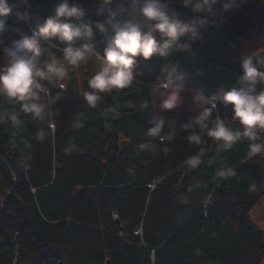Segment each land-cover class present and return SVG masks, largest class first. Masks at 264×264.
I'll return each instance as SVG.
<instances>
[{
	"label": "trees",
	"instance_id": "obj_1",
	"mask_svg": "<svg viewBox=\"0 0 264 264\" xmlns=\"http://www.w3.org/2000/svg\"><path fill=\"white\" fill-rule=\"evenodd\" d=\"M59 2L9 0L0 64L4 49L31 36ZM160 2L172 17L198 16L183 0ZM225 2L218 0V15L202 39L189 42V50L137 57L133 83L99 93L94 108L83 93L90 91L87 81L95 70H85L81 91L72 80L41 81L47 91L37 102L47 110L40 118L0 96V264H243L262 251V237L250 218L264 196L262 151L251 154L253 142L247 138L225 149L203 132L201 143H189L190 132L183 129L199 115L194 96L202 92L215 97L212 119L219 116L233 131L242 130L231 106L219 99V89L238 86L244 59L264 56V51L244 54L241 41L255 29L264 33V4L236 0L237 6L225 12ZM117 3L130 7L132 0L74 4L84 9L76 22L90 25L93 35L71 46L88 45L102 55L111 30L102 33L97 24L105 23ZM39 41V65L51 56L63 59L67 43ZM165 65L176 67L174 82L182 86L172 110L155 106L165 91L153 85ZM156 116L166 121L161 135L172 138L147 135ZM256 131L254 143L264 145V129Z\"/></svg>",
	"mask_w": 264,
	"mask_h": 264
},
{
	"label": "clouds",
	"instance_id": "obj_2",
	"mask_svg": "<svg viewBox=\"0 0 264 264\" xmlns=\"http://www.w3.org/2000/svg\"><path fill=\"white\" fill-rule=\"evenodd\" d=\"M28 0H24L27 3ZM105 4L113 0H104ZM218 0H183L185 8H190L198 16L191 20H181L169 15L168 5L160 0H132L131 6L117 3L115 10L109 8L105 23H98L97 27L102 33L111 30L110 39L103 49L102 55L95 53L91 46L73 48L71 43L82 37H91L93 31L90 25L77 23L84 16V9L69 0H60L53 10V14L44 19L31 36L24 35L13 40L12 46L5 48V62L0 64V96L14 99L20 103L25 113H31L40 118L44 112V105L38 103L40 92L47 91L41 81L51 82L53 78L64 81L71 69L80 67L94 54L99 62V69L87 81L90 91H84L83 98L87 106L96 107L100 100L99 93L109 92L112 89H124L136 79L134 66L137 57L148 60L153 56L168 57L173 53L187 51L190 43L202 39L204 31L210 20L218 13L216 4ZM237 6L236 0H226L222 5L223 11ZM12 11L9 0H0V34L6 28L7 17ZM139 21V22H135ZM147 24L148 30L143 25ZM158 34V35H157ZM56 38L68 46L64 49V57L58 60L51 56L42 66L38 64L41 55L39 38ZM242 72L238 77L237 85L227 90L219 89V99L232 109V119L239 121L242 130L233 131L226 125L225 120L213 112L217 108L215 97H208L197 92L194 101L201 109L199 115L183 125L189 143H201V132L215 141H222L225 149H230L241 138H247L250 143V153L257 154L264 151V145L254 143L257 140V129H264V56L254 62L252 57L244 59L241 63ZM177 75L176 67L165 65L162 75L157 79L153 88L163 89L167 92L161 103L163 110L176 108L180 101L181 85L174 82ZM262 90L257 92V86ZM59 87L64 89L65 84ZM142 107L147 104L143 103ZM153 127L147 130L152 138H172L170 134L161 135L166 121L163 117L153 118ZM198 128L199 131H190ZM195 165L197 161L192 160Z\"/></svg>",
	"mask_w": 264,
	"mask_h": 264
},
{
	"label": "rangeland",
	"instance_id": "obj_3",
	"mask_svg": "<svg viewBox=\"0 0 264 264\" xmlns=\"http://www.w3.org/2000/svg\"><path fill=\"white\" fill-rule=\"evenodd\" d=\"M260 1L264 4V0H260ZM263 34L264 33L262 32L261 29H255L252 32V34H246L241 38V41L243 43L244 54H249L251 52L264 51V38H262ZM98 69H99V62L96 60L95 55L89 54L87 61L81 64L80 67L74 70L71 69V67H69L68 77L64 80V82L70 83L71 82L70 80H72L73 83L75 82V85L78 88V90L81 91L83 90V80L85 79V75H86L85 70L97 71ZM163 93L164 94L161 96V100L156 101V104H155V106L159 109H162L161 103L167 96L165 92ZM155 96L157 98H160L159 94ZM44 110H47V109H44ZM261 155L264 156V151L261 152ZM1 198H2V193L0 192V201H1ZM250 218L256 225L255 232L259 234L260 237H262V240L264 242V196L252 208L250 212ZM243 264H264V245L262 247V251L249 256L246 260H244Z\"/></svg>",
	"mask_w": 264,
	"mask_h": 264
},
{
	"label": "water",
	"instance_id": "obj_4",
	"mask_svg": "<svg viewBox=\"0 0 264 264\" xmlns=\"http://www.w3.org/2000/svg\"><path fill=\"white\" fill-rule=\"evenodd\" d=\"M70 3L77 4H93V3H98V2H104V0H69ZM264 245V242H263Z\"/></svg>",
	"mask_w": 264,
	"mask_h": 264
}]
</instances>
